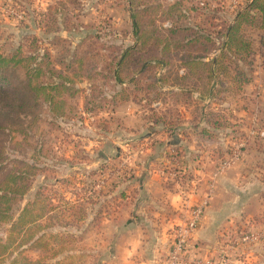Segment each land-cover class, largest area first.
<instances>
[{
	"label": "rangeland",
	"instance_id": "374dc122",
	"mask_svg": "<svg viewBox=\"0 0 264 264\" xmlns=\"http://www.w3.org/2000/svg\"><path fill=\"white\" fill-rule=\"evenodd\" d=\"M153 1L163 8L181 2L183 8L191 10L182 21L202 29L210 27L211 23L231 21L234 12L247 0ZM79 2L78 6L66 0H0L1 52L9 54L20 50L27 53L33 48V42H30L33 38L39 40L37 46L40 49L47 50L54 58L64 52L62 45L68 48V52L63 54H69L74 47L82 45L81 52H86L85 69L87 72L92 70L96 87L92 100L93 93L88 97L84 92L89 87L88 80L76 79L79 92L69 102L77 110L68 112L65 106L63 110L68 113L61 118H52L44 109L35 120L33 115L15 109L17 100L0 101V106L12 105L3 108L11 120H4V125L8 126L0 135V151L4 153L3 160H0V180L6 178L7 189L0 191V195L6 194L4 199H0V264L95 263L96 259L87 250L94 249L99 243L94 239V229L97 228L91 225L98 214L89 208L101 201L100 192L107 191L115 183L121 187L128 184V181L121 184V180L137 165L139 159L136 156L142 148L137 145L143 138L157 132L151 130L154 128L151 120L159 122L156 126L167 127L163 131L170 142L180 140L178 146L170 148L161 167L166 171V184L169 186L171 183L179 184L194 192L197 183L194 168L206 171L213 166L217 171L225 172L245 164L244 171L249 173L250 186L264 191V65H261V58L257 56L254 59L251 73L247 72L249 81L241 89H232L234 85L230 82L225 84L229 90L218 86L209 94L210 84L204 87L200 83L202 88L196 87L199 91H192L191 96L184 97V89L176 77L186 73L181 61L186 55L174 46L165 57L161 51L159 55L169 62L166 70L154 64L149 66L140 78L141 91L133 92L134 84L122 86L128 95L131 94L129 100L122 102L133 104L141 111L139 125L143 127L138 129V133L130 132L133 128L125 126L120 116L112 118L111 108L115 104L110 95L117 88L115 79H111L104 67L119 59L126 47L135 45L130 22L131 0ZM212 10L217 11L214 14ZM49 12L61 18H57L59 21L70 18L71 31H57L51 27L53 22ZM143 20L146 29L154 28L163 39L172 26V21L162 11ZM150 20L154 21L153 26L149 25ZM55 26L59 27L58 24ZM212 30L216 31V28ZM54 41L60 45H54ZM217 48L210 45L205 51V47H201L202 51L195 52V55L217 57L220 54ZM17 74V82L24 86L25 72L20 70ZM163 77L166 83L159 82V89H146L155 79ZM193 84L188 83L195 88ZM192 86L186 84L185 88ZM89 102L97 105L94 113L83 112ZM202 130L206 132L204 140L207 142L204 144L199 140L202 139ZM213 139L224 145L216 150ZM242 142L245 146L233 161L236 148ZM211 163L215 165L211 166ZM169 171L175 172L179 178H173ZM258 195L264 200V192ZM103 204L113 207L116 202L114 197H107ZM254 228L257 232V227ZM248 230L252 229L241 226L235 235L224 232L218 256L207 263L264 264V258L244 256L247 245L240 242V238ZM249 246L259 249L262 242Z\"/></svg>",
	"mask_w": 264,
	"mask_h": 264
},
{
	"label": "trees",
	"instance_id": "16d2710c",
	"mask_svg": "<svg viewBox=\"0 0 264 264\" xmlns=\"http://www.w3.org/2000/svg\"><path fill=\"white\" fill-rule=\"evenodd\" d=\"M66 2L78 6L80 3L79 0H66ZM130 3V22L132 35L136 41L135 45L126 47L119 59L104 67L110 73L109 76H112L111 79H115V88L117 89H114L110 95L114 104L129 100L131 94L126 93L127 89H123V84H134L133 92L141 91L142 89L139 87L140 78L143 77L149 66L153 63L160 67L169 65V62L165 61L159 53L162 51L165 57L171 46L176 47L178 51H183L186 55V57L181 58L186 73L181 77H176L179 86L184 89L182 90L184 97L191 96L192 91H199L200 89L196 87L202 88L200 83L201 85L204 84V87L210 84L207 90L209 94H212L218 86L229 90L225 84L230 82L234 85L231 87L232 89L239 90L242 85L249 81L250 67L257 56L261 58V65H264V0H247L242 7L234 12L231 21H225L221 24L211 23L210 27L202 29L197 26L192 27L190 23L182 21L189 16L191 10L183 8L181 2H176L167 8H163L161 4L154 1L152 3L151 0L141 3L137 0H131ZM63 7L65 8L64 4ZM63 11L65 9H62ZM158 11H162L165 17L172 21V26L169 28L168 35L164 37L165 39L156 33L154 28L151 30L145 28L143 18L155 16ZM216 11L212 10L214 14ZM49 15H51L50 12ZM57 18L55 15H51L50 20L53 22L51 27L57 31L60 29L71 31L73 26L70 25V18L66 17L61 21ZM213 18L216 19L217 17ZM149 23V25H154L153 20H150ZM55 24H58L59 27H56ZM212 28H216V31ZM180 37L181 39L178 40ZM27 41L29 40L27 39ZM38 41L36 38L30 40L31 43L33 42V48L29 49L27 53L17 50L14 53L5 54L0 51V101L9 99L13 102L17 100L15 109L20 113L33 115L35 120L39 118V112L44 109L48 110L52 118H61L66 116L69 111L75 112L77 110L75 106H71L69 100L78 94L76 79L82 78L88 80L87 83H89L91 94L93 93V100L96 87L92 80L94 78V75L91 74L92 70L87 72L85 69V65L87 66L86 52H81L84 46H76L69 54H63L65 51L68 52V48L62 45L64 52L61 53V58H54L47 50L37 46ZM53 44L60 45L58 41H54ZM210 45L218 46L219 56L205 58L201 54L195 55V52L202 51L201 47H205L204 50L208 51ZM20 70L25 72L26 82L24 86L17 82L19 78L17 73ZM98 74L102 73H96V75ZM159 82L161 84L166 83V79L164 77L155 79L153 83L147 85L146 89L153 91L155 87L158 88ZM188 83H194L195 88ZM161 84L159 85L161 86ZM186 84L192 86L193 89L188 87L186 89ZM5 106L12 105L7 103L0 106V135L8 126L4 125V120L7 118L8 121L11 120L10 114L6 109H3ZM65 106L68 107V112L66 109L63 110ZM37 109L39 110L38 113L34 114L33 112L35 110L37 112ZM97 109V105L92 102L86 104L85 110L88 113H94ZM213 117L216 118V116ZM151 122L154 123V126L159 123L154 120ZM3 154V151H0V160H3ZM127 174L122 177L121 184L123 181L129 182L133 179V171ZM5 184L6 178L4 177L3 180H0V191H7ZM119 187L120 185L115 183L105 191L106 194L104 195L112 194ZM5 197L6 194L0 195V199ZM259 223L264 224L256 218L251 221V224L257 225Z\"/></svg>",
	"mask_w": 264,
	"mask_h": 264
},
{
	"label": "crops",
	"instance_id": "0c3cea01",
	"mask_svg": "<svg viewBox=\"0 0 264 264\" xmlns=\"http://www.w3.org/2000/svg\"><path fill=\"white\" fill-rule=\"evenodd\" d=\"M162 67L166 70V66ZM84 92L89 97L91 90L87 87ZM85 109L86 105L83 112ZM111 110L112 118L120 116L125 126L133 128L130 132L138 133V129L143 127L139 125L141 111L133 104L118 102ZM164 129L167 127L155 125L151 130L157 132L143 138L137 145L142 148L136 156L139 160L133 169V179L108 196H104L105 191L100 192L101 201L90 206L89 211L98 214L91 225L97 228L94 229V239L99 243L94 249L87 250L96 259L93 264H167L173 229L183 225L189 218L191 208L202 203H206V206L188 242V253L183 264H205L216 258L219 246L224 241V232L235 235L241 226L252 230L257 227V231L264 227L261 223L251 224L255 218L264 222V200L258 195L264 191L250 186L249 173L244 171L245 164L225 172L214 169L212 165L215 162L210 164V170L194 168L197 179L196 185L192 182L196 186L194 192L179 184H166V171L161 168L162 163L170 148L178 146L180 140L170 142ZM204 134L206 132L202 130V139H199L203 144L207 142ZM223 145L218 140L213 146L219 150ZM169 173L175 174L172 171ZM107 197H114L116 204L113 207L103 204ZM244 251V256L249 258H264V243L259 249L248 245Z\"/></svg>",
	"mask_w": 264,
	"mask_h": 264
},
{
	"label": "built area",
	"instance_id": "2783aa9c",
	"mask_svg": "<svg viewBox=\"0 0 264 264\" xmlns=\"http://www.w3.org/2000/svg\"><path fill=\"white\" fill-rule=\"evenodd\" d=\"M245 143L242 142L237 147L234 156L232 157L235 161L240 155L241 149H243ZM173 178L177 176L175 174H169ZM206 204L197 205L190 210V217L183 225H178L174 228L173 243L169 255L167 257V264H183L186 260L188 253V242L192 237V234L197 229L201 217L203 215ZM241 241L244 245L258 244L259 242L264 243V231L248 230L241 236ZM207 264H226L225 261L221 263L209 262Z\"/></svg>",
	"mask_w": 264,
	"mask_h": 264
}]
</instances>
